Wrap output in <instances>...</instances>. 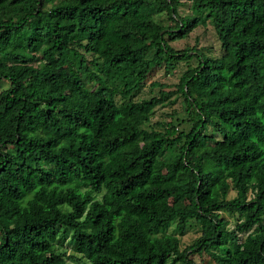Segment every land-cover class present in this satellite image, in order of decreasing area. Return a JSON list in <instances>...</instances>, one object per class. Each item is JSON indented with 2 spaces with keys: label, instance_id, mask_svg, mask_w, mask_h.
<instances>
[{
  "label": "trees",
  "instance_id": "1",
  "mask_svg": "<svg viewBox=\"0 0 264 264\" xmlns=\"http://www.w3.org/2000/svg\"><path fill=\"white\" fill-rule=\"evenodd\" d=\"M194 254L264 264V0H0V264Z\"/></svg>",
  "mask_w": 264,
  "mask_h": 264
},
{
  "label": "rangeland",
  "instance_id": "2",
  "mask_svg": "<svg viewBox=\"0 0 264 264\" xmlns=\"http://www.w3.org/2000/svg\"><path fill=\"white\" fill-rule=\"evenodd\" d=\"M183 10L188 11L186 6H183ZM203 28H197L195 31H193L190 36H189V43L192 44V41L194 40V38L198 35L200 37V42L197 45L198 48L202 47L203 51L207 52V54L211 55V56H215L217 55V48L215 45V41L214 38L212 37L211 33L209 31H206L207 33H203ZM211 45V50L208 49V47ZM173 46H176L178 48L183 46V42H177L175 44H173ZM193 65V62H192ZM186 66V64H179L176 66L177 72L175 74H168L165 75L163 72V68H159L154 70L149 78L147 79L146 83H145V89L141 92V94L137 97L138 99H140L141 97H144L148 94V90L146 89L147 85L152 83V82H159L162 84H166L168 85V88L166 90H172L174 89L173 85L175 83H177L180 71L182 69H184V67ZM5 84L1 85V89L5 88ZM180 109V103H176L174 106L169 107V106H165V107H161V108H156L155 112H154V116H153V120H160L163 118V113H170L173 110H178ZM228 198H231L234 193L230 192L228 194ZM222 216L228 221V227L232 228V226L235 223V218L230 217L229 215L222 213ZM170 233V230L168 231ZM197 233L195 232L194 229H190L188 230L182 237L179 238L180 241V247L183 248L184 246L188 245L193 239H195L197 237ZM56 248L59 249L60 251H65L67 256H71L73 255L72 251H71V246L69 243L64 242L61 246L60 245H56ZM192 259V261L195 264H213L209 258L202 254V255H198V254H194L190 257ZM68 264H88V262H86L84 259L76 256V258H69L66 260Z\"/></svg>",
  "mask_w": 264,
  "mask_h": 264
}]
</instances>
